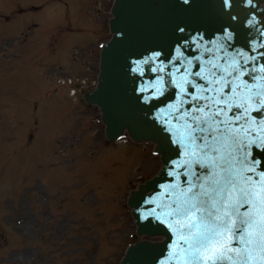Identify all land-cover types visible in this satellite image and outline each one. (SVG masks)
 I'll return each mask as SVG.
<instances>
[{
    "label": "rangeland",
    "instance_id": "obj_1",
    "mask_svg": "<svg viewBox=\"0 0 264 264\" xmlns=\"http://www.w3.org/2000/svg\"><path fill=\"white\" fill-rule=\"evenodd\" d=\"M113 1L0 0V40L36 25L33 49L0 70V264H119L137 238L130 210L119 204L160 168L152 145L106 141L97 110L67 85L45 94L57 85L54 73L63 82L96 78L99 41L109 36L98 18L110 16Z\"/></svg>",
    "mask_w": 264,
    "mask_h": 264
},
{
    "label": "water",
    "instance_id": "obj_2",
    "mask_svg": "<svg viewBox=\"0 0 264 264\" xmlns=\"http://www.w3.org/2000/svg\"><path fill=\"white\" fill-rule=\"evenodd\" d=\"M263 3L264 0H116L115 18L111 20L115 34L102 52L100 82L97 90L85 95L89 102L100 106L111 139L128 131L139 142L153 140L164 164L154 178L132 191L129 205L134 207L140 236L162 235L165 239L133 244L122 264H184L188 246L180 236H186L187 230H177L176 221L183 218L172 214L179 200L185 198L182 194L191 188V196L201 190V185L210 190L215 179L228 175L224 169L239 170L241 161L249 167L256 166L257 172L261 170L264 131L259 128L258 133L257 128L264 121V108L257 111L259 106L254 101L247 117L253 127L239 144L230 145L244 146V154H252L250 157L227 155L222 149L219 153L211 151L203 148L200 140L192 146L190 140L182 139L183 126L190 118L181 117L197 103H206L193 100V96H217L216 88L224 87L223 94H229L226 85H236V91L245 98L250 88L253 92L258 85L264 89ZM226 27L232 31L228 30V45L215 44L224 39ZM204 37L212 38L217 53L223 51L226 56L228 51H238L237 60L226 69L218 67L217 61L215 72L202 66L212 63L208 54L204 61L196 60ZM191 39L194 45L188 48L186 42ZM256 43L260 48H253ZM243 51L246 60L241 55ZM253 52L254 65L247 66ZM242 67L248 70L243 72ZM245 74L248 80L243 79ZM210 88L213 91H207ZM235 111L234 107L228 116ZM235 123L239 126L244 122ZM178 139L182 142L177 143ZM201 214H194L195 222ZM224 247L240 249L242 245L227 239ZM232 255L235 258L236 253ZM252 256V264H264V251L255 249Z\"/></svg>",
    "mask_w": 264,
    "mask_h": 264
},
{
    "label": "snow or ice",
    "instance_id": "obj_3",
    "mask_svg": "<svg viewBox=\"0 0 264 264\" xmlns=\"http://www.w3.org/2000/svg\"><path fill=\"white\" fill-rule=\"evenodd\" d=\"M226 86L229 94H223L222 88H216L217 96L201 94L192 97L196 101H206L202 105L197 103L181 117L190 118L183 126L182 139L190 140L192 146L200 140L203 148L219 153L221 148L239 144L242 136L253 127L252 121L247 119L253 110L252 102L259 106L257 111L264 108V89L261 86L258 85L255 92L248 89L246 98L236 91V85ZM234 107L236 111L229 117L228 112ZM235 122L244 123L234 126ZM261 123L264 125V121ZM244 124L249 127H244ZM260 130L264 131V127ZM181 142V139L177 140V143ZM241 164L239 170L232 167L224 169L228 175L215 179L210 190L201 185V190L191 196H188L191 188L182 194L185 198L179 200L172 214L183 218L176 221L177 230H187L186 236H180L188 246L185 251L189 255L184 264H252L253 250L264 251V164L260 165L259 172L256 166L249 167L243 161ZM248 172L252 175L245 174ZM241 208L245 211L241 212ZM196 212L202 213L198 222H195ZM227 239L238 241L242 248L225 249ZM232 253H236L235 258Z\"/></svg>",
    "mask_w": 264,
    "mask_h": 264
}]
</instances>
